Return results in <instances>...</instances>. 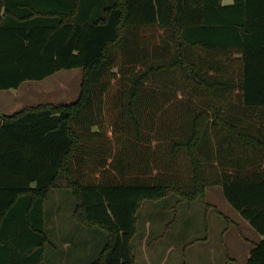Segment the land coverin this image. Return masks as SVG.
Returning <instances> with one entry per match:
<instances>
[{"label":"trees","instance_id":"16d2710c","mask_svg":"<svg viewBox=\"0 0 264 264\" xmlns=\"http://www.w3.org/2000/svg\"><path fill=\"white\" fill-rule=\"evenodd\" d=\"M73 67L76 101L0 111V264H47L55 188L105 234L89 264H137L143 202L215 184L264 264V0L0 2V89Z\"/></svg>","mask_w":264,"mask_h":264},{"label":"rangeland","instance_id":"374dc122","mask_svg":"<svg viewBox=\"0 0 264 264\" xmlns=\"http://www.w3.org/2000/svg\"><path fill=\"white\" fill-rule=\"evenodd\" d=\"M82 78L81 67L64 68L43 79L26 80L18 88L0 89V111L74 102ZM75 202L69 188H55L45 201L47 264H89L105 244L99 227L75 221ZM137 220L132 238L137 264H246L251 245L245 236L256 240L260 235L224 197L222 184L209 186L205 199L187 200L173 193L145 200Z\"/></svg>","mask_w":264,"mask_h":264},{"label":"crops","instance_id":"0c3cea01","mask_svg":"<svg viewBox=\"0 0 264 264\" xmlns=\"http://www.w3.org/2000/svg\"><path fill=\"white\" fill-rule=\"evenodd\" d=\"M2 1H4V0H0V2H2ZM2 9H4L3 7H2ZM75 209V208H74ZM73 213H74V211H73ZM73 217H74V215H73ZM260 234V233H259ZM260 236V237H259ZM258 237H257V239L255 240H251L249 237H246L245 236V241H246V244H247V246L250 244L251 246L250 247H247V249H246V251H247V260H248V258H249V256H250V253H251V250H252V244H253V242H255V241H259L261 238H262V235L260 234Z\"/></svg>","mask_w":264,"mask_h":264}]
</instances>
